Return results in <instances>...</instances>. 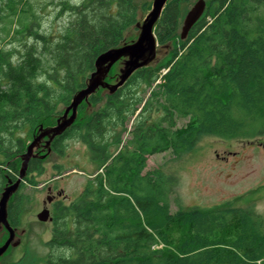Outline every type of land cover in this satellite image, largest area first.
<instances>
[{"label": "trees", "instance_id": "1", "mask_svg": "<svg viewBox=\"0 0 264 264\" xmlns=\"http://www.w3.org/2000/svg\"><path fill=\"white\" fill-rule=\"evenodd\" d=\"M182 3L168 0L155 26L166 54L113 93L98 88L51 141L50 152L59 155L66 140L80 141L101 171L69 202L53 204L46 254L25 251L7 264H264V218L252 207L171 211L176 178L145 170L149 155L177 157L204 134L264 135V0H208L179 39ZM58 6L69 18L51 36L40 31L28 0H0L7 39L0 46V194L18 177L39 127L55 124L85 87L97 56L126 43L125 32L139 22L133 0H60ZM117 71L115 64L106 80L114 82ZM35 152L19 191L44 172L50 152ZM19 191L7 206L15 228L26 200Z\"/></svg>", "mask_w": 264, "mask_h": 264}, {"label": "rangeland", "instance_id": "2", "mask_svg": "<svg viewBox=\"0 0 264 264\" xmlns=\"http://www.w3.org/2000/svg\"><path fill=\"white\" fill-rule=\"evenodd\" d=\"M28 1L37 15L40 31L57 36L69 18L67 12H59L60 0ZM67 1L79 3L81 0ZM196 1L183 0L181 9L184 12L177 30L179 39L184 17ZM204 1L206 7L208 0ZM133 2L138 7L137 14L141 22L150 10L152 0ZM138 32L136 27L129 28L125 32L126 43L135 40ZM6 40L0 32V46L7 45ZM167 50L166 46L158 45L156 57L151 63L161 59ZM119 66L117 63V69ZM147 95L146 93L145 96ZM183 122L179 120L178 125ZM130 124H127L129 129ZM128 137V133H123L122 141L125 142ZM43 166L44 172L34 177V184L26 182L20 191L17 189L26 196H23L26 199L24 209L16 227V236L20 242L9 246L0 256V264L15 262L25 251L37 257L46 254V243L52 235L51 223L49 220L39 221L36 217L43 207L49 209L53 215L52 205L44 204V201L46 202L47 198H61L64 203L69 202L78 195L88 177L101 171V167L91 159L88 147L75 139L65 141L62 155L50 152L44 158ZM155 168L176 178V184L169 195L171 211L180 207L210 208L227 204L241 208L252 207L264 218V135L249 139H223L204 134L190 151L177 157L167 151L149 155L145 170ZM48 187L52 190L48 191ZM59 190L62 194L58 196ZM7 237L8 231L4 227L1 228L0 242H4Z\"/></svg>", "mask_w": 264, "mask_h": 264}, {"label": "water", "instance_id": "3", "mask_svg": "<svg viewBox=\"0 0 264 264\" xmlns=\"http://www.w3.org/2000/svg\"><path fill=\"white\" fill-rule=\"evenodd\" d=\"M168 0H152V5L148 13L141 22H137L135 27L139 30L135 40L123 43L120 46L110 48L99 54L94 61V70L89 74L85 87L78 90L72 97L70 103L64 108L62 114L56 119L52 126H40L38 133L32 138L26 147V151L21 155V166L19 175L15 181L9 180L0 194V229L8 231V237L0 245V256L9 248L20 242L16 236V228L11 226L7 218L8 201L12 194L19 188L29 160L37 157L35 152L42 144V149L50 152V143L54 137L63 133L75 120L77 108L82 101L94 93L98 88L107 89L113 93L122 86L126 80L139 68L150 64L156 57L158 42L155 35V26ZM205 8L204 0H197L186 13L181 28L180 37L184 38L194 22L201 16ZM119 63L117 76L114 82L106 80L111 67ZM41 154L40 157H44ZM39 221L51 220L50 212L43 207L36 215Z\"/></svg>", "mask_w": 264, "mask_h": 264}, {"label": "flooded vegetation", "instance_id": "4", "mask_svg": "<svg viewBox=\"0 0 264 264\" xmlns=\"http://www.w3.org/2000/svg\"><path fill=\"white\" fill-rule=\"evenodd\" d=\"M39 147H42V144ZM51 190H52V188L48 187V191H51ZM61 192H62L61 190L57 191L58 196L62 194ZM61 200H62L61 198L60 199L59 198L58 199H53V200H51L50 198H47L46 202L44 201V204L47 203L48 205H52L53 206V204H55L56 202L61 201ZM50 215H51V213H50ZM51 220H49L50 223H51Z\"/></svg>", "mask_w": 264, "mask_h": 264}]
</instances>
